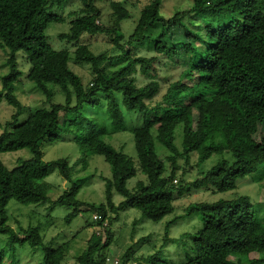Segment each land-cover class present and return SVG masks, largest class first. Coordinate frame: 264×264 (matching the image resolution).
Returning a JSON list of instances; mask_svg holds the SVG:
<instances>
[{
  "label": "trees",
  "instance_id": "16d2710c",
  "mask_svg": "<svg viewBox=\"0 0 264 264\" xmlns=\"http://www.w3.org/2000/svg\"><path fill=\"white\" fill-rule=\"evenodd\" d=\"M69 1L45 0L46 14L55 15L56 7L63 8ZM78 1L79 7L68 12V30L57 34L65 46L54 48L47 30L50 23L59 21L45 17L31 0H0V45L7 52V71L0 75V100L4 96L15 108L0 135V154L22 148L33 154L12 169L0 158V233L9 235L0 250V264H7L4 252L10 247L15 252L25 244L47 249L39 225L19 234L7 224L6 208L13 199L24 205H48L49 209L69 207L67 223L83 211L97 210L101 218L96 221L103 224L110 210L122 208H137L142 218L159 221L174 212L176 191H228L254 172L258 182L264 181V0H192L188 9H176L169 17L162 13L163 0H151L142 6L129 35L122 26L131 15L126 0L109 1L107 21H100L103 9L98 3L104 0ZM188 17L198 22L186 20ZM98 34L108 37L111 48L96 52L82 41ZM144 42L149 43L148 53L140 55L139 45ZM166 59L174 61L180 71L165 96L157 99L161 82L156 75ZM72 61L90 65L86 80L72 67ZM26 64L24 80L33 82L49 99L53 92L48 85L57 84L65 92V102L37 108L18 124L24 104L15 94L16 83L22 80ZM138 71L150 81L140 89L132 85L130 91L122 80ZM88 110L103 111L107 125ZM167 110L174 114L163 117ZM129 113L140 117L132 128L127 122ZM126 129L133 134L136 157L111 141L115 132ZM60 136L77 145L84 165L95 154L110 163L112 175L103 177L107 202L100 207H85L78 197L87 177L75 180L74 166L67 157L44 160L42 142ZM196 151L199 165L213 154L225 156L193 181L178 182L179 158H189ZM56 169L72 185L53 199L54 187L46 179ZM139 173L145 180L137 181L134 191L128 183ZM115 193L124 196L119 205L114 203ZM197 211L203 224L196 232L176 238L185 253L177 264H264V213L246 195L189 204L185 214L169 221L163 245L143 256L144 261L176 264L163 253V246L172 239L168 227ZM105 230L107 240L101 248L84 251L73 264H82L81 260L84 264H120L112 257L113 233ZM131 248L121 255V264L130 261ZM40 264L53 263L45 258Z\"/></svg>",
  "mask_w": 264,
  "mask_h": 264
},
{
  "label": "rangeland",
  "instance_id": "374dc122",
  "mask_svg": "<svg viewBox=\"0 0 264 264\" xmlns=\"http://www.w3.org/2000/svg\"><path fill=\"white\" fill-rule=\"evenodd\" d=\"M45 0H31L32 4L38 11H42L45 17L44 8ZM110 0L98 3L103 9V17L100 21H107L111 9L109 7ZM151 0H126L125 5L130 10L131 15L123 21V30L126 35H129L137 20L140 16V10L143 5ZM192 0H163L162 13L169 17L176 9H188ZM78 0H71L67 2L63 8L56 7L55 15L51 16L58 23H50L47 34L48 41L54 48H62L65 42L58 38V33L63 30H68V12L79 7ZM264 9V2L261 4ZM49 17V18H51ZM188 21L198 22L196 19L186 18ZM105 34L89 35L82 38V41L88 42L91 48L96 52H101L105 49L111 48ZM139 54H147L146 49H149V43H142L139 45ZM22 52H17L18 61L22 64ZM7 52L6 49L0 45V75L7 71ZM166 59L163 68L160 69L156 78L161 82V91L156 96L157 99H162L168 89V85L179 74V67L174 61ZM72 67L83 76L86 80V74L90 73L89 64H80L78 61L71 62ZM22 80L16 83L15 94L24 104V110L18 117V124L24 122L37 108L50 107L52 102H65V92L57 84H49V89L53 92L51 99L47 95L40 92L34 86V83L29 80H24L27 73V64L22 68ZM126 81L129 85V90H132V85L136 88H143L150 81L148 77L141 72H137L132 76L122 80ZM2 83L0 79V90ZM122 95L119 93L118 98L121 99ZM15 113V108L10 105L6 98L3 96L0 100V135L5 131L6 123L12 120V115ZM102 112H92L88 110V114L100 118L106 125L107 120ZM178 113V112H177ZM166 115L174 114L173 111L168 113L164 112L163 117ZM137 115L131 116L128 114L127 122L132 128L133 125L140 122V117ZM180 138V137H179ZM111 141L117 147H123L124 151L131 156H137L133 134L129 130L124 132H115L111 137ZM181 148V140L178 141ZM41 149L43 158L46 161L56 160L62 157H67L71 166H74V179L86 178L78 197L85 203V207H100L102 203H106V186L103 177H111L112 167L102 155L88 156V163L83 164L81 160V153L77 145L60 136L55 139L46 138L42 144ZM163 150V149H162ZM162 155L166 153L165 150L161 151ZM225 155L213 154L208 159L198 162V153H191L190 157L186 156L179 158V171L176 176L178 182L189 183L196 179L201 173H204L213 165H215ZM33 157L32 151L29 148H22L16 151H7L0 154V158L4 164L12 169L19 166L22 161L29 160ZM168 173L171 169L170 162L167 161ZM257 172L240 179L237 182L235 189L228 191H218L215 188H192L191 190H184L182 193L176 191V200L174 212L166 215L159 221H153L148 218H142L141 212L137 208H122L116 212L109 211V216L104 220V223L96 221L94 218L97 210L83 211L70 223L65 220L66 215L71 211L66 206H56L49 209L48 205H24L16 200H10L6 208L8 216L7 224L14 228V230L23 234V229L32 226H40V231L43 237V242L47 246L32 247L29 244L19 246L17 251L11 247L5 249V260L7 264H40L45 258L53 264H73L76 263V258L86 250H97L101 248L102 244L107 240V231L111 229L114 241L111 248L114 249L112 257L114 260H119L121 264V255L129 248L132 247L130 252V261L136 264H149L142 258L148 254L154 253L161 245L165 236L167 224L174 217L185 214L186 207L194 202H216L222 199H232L241 195L249 196L252 203L257 206L260 204L261 211L264 213V181L258 182L255 177ZM145 180V176L139 173L138 176L129 181V187L137 191V181ZM53 185L52 195L53 199H57L63 192L68 191L72 185L71 182L64 179L59 170H54L46 179ZM114 203L119 205L124 196L115 193ZM93 205V206H92ZM134 221H138L134 226ZM203 224V216L200 212H194L191 215L180 217L171 222L168 227L169 237L172 238L167 245L163 246V253L166 257L174 261L176 264L182 262L184 251L181 248V242L176 240L185 232H196ZM134 226V227H133ZM9 235L0 233V250H2L8 241ZM177 241L179 243H177ZM15 252V253H14ZM140 259V260H138ZM82 264L84 260L80 261Z\"/></svg>",
  "mask_w": 264,
  "mask_h": 264
},
{
  "label": "built area",
  "instance_id": "2783aa9c",
  "mask_svg": "<svg viewBox=\"0 0 264 264\" xmlns=\"http://www.w3.org/2000/svg\"><path fill=\"white\" fill-rule=\"evenodd\" d=\"M93 216H94L95 219H100L101 218V215L99 213H95Z\"/></svg>",
  "mask_w": 264,
  "mask_h": 264
}]
</instances>
